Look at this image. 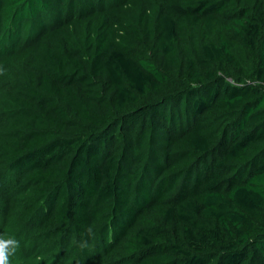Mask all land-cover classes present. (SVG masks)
<instances>
[{
    "label": "trees",
    "instance_id": "trees-1",
    "mask_svg": "<svg viewBox=\"0 0 264 264\" xmlns=\"http://www.w3.org/2000/svg\"><path fill=\"white\" fill-rule=\"evenodd\" d=\"M0 237L264 264V0H0Z\"/></svg>",
    "mask_w": 264,
    "mask_h": 264
},
{
    "label": "clouds",
    "instance_id": "clouds-1",
    "mask_svg": "<svg viewBox=\"0 0 264 264\" xmlns=\"http://www.w3.org/2000/svg\"><path fill=\"white\" fill-rule=\"evenodd\" d=\"M89 234L91 229H88ZM19 241L14 238L0 237V264H11L10 257L15 255L19 248ZM82 246H87L86 243H82Z\"/></svg>",
    "mask_w": 264,
    "mask_h": 264
}]
</instances>
